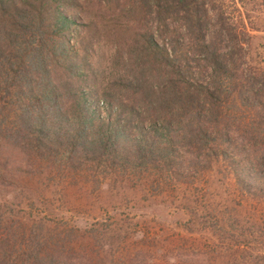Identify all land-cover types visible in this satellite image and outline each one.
Listing matches in <instances>:
<instances>
[{"label": "rangeland", "instance_id": "374dc122", "mask_svg": "<svg viewBox=\"0 0 264 264\" xmlns=\"http://www.w3.org/2000/svg\"><path fill=\"white\" fill-rule=\"evenodd\" d=\"M263 1L244 0L241 7L245 27L241 31L247 37L240 40L243 49L234 61L233 82L242 72L264 74ZM62 11L81 23L98 24L99 18H106V9L97 0ZM117 20L122 26L116 28L117 38L102 34L93 44L85 66L93 74L79 84L86 92L87 109L96 117L104 120L108 113H118L119 118L108 122L107 132L95 121L87 130L90 144H79L77 137L76 144L70 139L59 143L57 132L50 136L52 143L38 144L25 132L0 134V264H51L53 250L63 263L264 264V168L254 167L236 178L220 155L209 162L198 157L199 166L205 168L195 175V139H185L183 130L157 134L165 128L160 122L152 117L139 121L137 117L143 115L136 116L128 107L119 111L125 102L111 93L107 96L114 109L99 108L103 91L120 71L116 70L121 52L130 55L124 69L140 67V53L130 52L128 41L136 39L132 42L136 50L142 42L137 37L150 32L137 11ZM198 74L195 68L188 72L192 80ZM201 76L207 79L206 74ZM233 82L226 87L231 92L222 115L236 119L238 127L255 124L258 118L231 90ZM115 125L122 129L115 132ZM142 128L154 141L150 150L144 149ZM240 133L233 138L243 143ZM106 137L112 143L102 152L99 146ZM111 149L125 152L124 164L113 163ZM239 156L250 160L247 153Z\"/></svg>", "mask_w": 264, "mask_h": 264}, {"label": "trees", "instance_id": "16d2710c", "mask_svg": "<svg viewBox=\"0 0 264 264\" xmlns=\"http://www.w3.org/2000/svg\"><path fill=\"white\" fill-rule=\"evenodd\" d=\"M88 2L0 0V134L25 132L24 136L38 144L52 143L50 136L57 132L59 143L70 139L76 144L77 137L79 144H90L91 133L87 130L95 121L107 132L108 122L119 118L118 113H108L104 120L96 117L95 111L87 109L86 92L79 84L93 74L89 75L85 67L94 51L93 44L102 34L117 38L116 28H122L117 19L137 11L150 31L148 36L143 33L137 37L142 42L137 43L136 50L132 44L136 39L127 43L134 48L130 52L140 53V67L130 65L124 69L130 55H120L118 50L121 66L116 71H120L103 91L99 108L114 109L107 96L111 93L125 102L120 103L123 105L119 111L128 107L136 116L143 115L137 117L139 121L152 117L153 122H160L165 128L157 134L172 135L183 130L185 139H195V175L205 168L199 166L198 157L209 162L210 157L218 160L220 155L236 178L240 172L264 168V74L246 76L242 72L233 82L237 67L234 61L240 59L237 54L243 49L240 40L247 37V32L241 31L245 28L241 11L244 0H97L98 6L106 9V18H99L98 24L81 23L76 16L70 18L62 11ZM260 3L264 7V1ZM193 68L195 74L199 73L195 80L188 75ZM201 73L207 79H202ZM229 81L233 82L231 90H236L238 102L258 118L255 124L247 122L238 127L236 119L222 115V105L231 92L226 88ZM131 102L149 109L136 108ZM114 129L117 132L122 125ZM235 132H242L239 136L243 143L233 138ZM141 133L144 149L150 150L154 141L143 128ZM109 141L107 137L102 141V152L106 144L112 143ZM124 153L111 149L109 157L113 163L119 160L124 164ZM243 153L250 155L249 161L238 157ZM51 254V264H80L61 262L54 250Z\"/></svg>", "mask_w": 264, "mask_h": 264}]
</instances>
